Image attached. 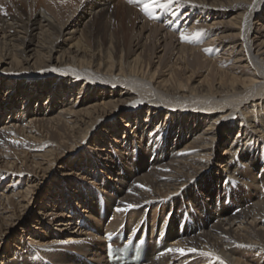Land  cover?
Listing matches in <instances>:
<instances>
[{
	"label": "bare ground",
	"instance_id": "obj_1",
	"mask_svg": "<svg viewBox=\"0 0 264 264\" xmlns=\"http://www.w3.org/2000/svg\"><path fill=\"white\" fill-rule=\"evenodd\" d=\"M157 3L0 0V264H108L103 234L127 227L141 264H264V0ZM69 155L84 207L62 178L26 216ZM75 220L95 233L63 236Z\"/></svg>",
	"mask_w": 264,
	"mask_h": 264
},
{
	"label": "rangeland",
	"instance_id": "obj_2",
	"mask_svg": "<svg viewBox=\"0 0 264 264\" xmlns=\"http://www.w3.org/2000/svg\"><path fill=\"white\" fill-rule=\"evenodd\" d=\"M126 1V4L128 5V7H130V8H132L133 10H135V11H137V10H139V12H140V14H141V12H143V8H144V5L145 4H150L149 3V1H146V0H132V2L130 3L129 2V0H125ZM142 2V3H141ZM135 8V9H134ZM149 11H153V10H149ZM160 14V13H159ZM158 14V15H159ZM158 20L159 21H162L161 19H160V17H158ZM172 26V23L171 24H169V25H167V27H171ZM180 26H178L177 27V29L175 28V31H179L180 30ZM3 119H6L5 117H2V120ZM141 119V118H140ZM141 121V120H140ZM124 122H122L121 121V125L122 126H124V124H123ZM125 127V126H124ZM74 160H75V162H77V159H75L74 158V155H69V156H65L64 158H62V159H59V160H56V165L54 166V170L52 169V171L50 172V173H48V174H46L45 175V178L43 177V181L42 182H40V184H38V185H36L35 186V190H34V194L32 195L33 196V201H34V203H33V205L31 204V208L29 209V212L27 213V215L26 216H31V218L33 217V216H35V214L37 215V213H38V209H40V203L42 202V200H44V198H45V195H46V193L48 192V191H50V189H52L53 188V190L54 189H56V187H57V185H55L53 182H57L58 180H63L62 178H64V180L63 181H60V182H63V184L64 183H66V182H76V183H78L80 186H78L77 187V189L78 190H75V192H77L78 193V195L75 197V192H73V191H68V194H70V195H72V197L70 198V200H72V202L73 203H75L74 204V207L77 209L78 208V210H81V208L80 207H84V204H81V203H79L78 204V201H77V199H81V197H82V195H83V193L85 192L86 193V191H83V189H82V186H84V187H86V188H88V189H90V187L92 186H95V185H93V183H90L91 181L90 180H86V179H81L82 181H80L79 179L81 178V175H82V173H83V171H74V173L73 172H71L70 170H68V169H63V168H72L71 166H73V168H77V167H79V166H76V163L74 162ZM74 162V163H73ZM72 164H75V165H72ZM59 166H61L62 168H60L59 169ZM39 170V169H38ZM55 171V172H54ZM82 172V173H81ZM100 172V171H99ZM99 172H96L98 175L100 174L101 175V172L99 173ZM34 174H39L40 175V172L38 173V172H33ZM40 177V176H39ZM95 178H98V177H95ZM102 178H103V176H102ZM2 178H0V181H2L1 183H0V185L1 184H3L4 186H6V185H8V184H10V183H12L10 180H12V179H10V178H4V179H2ZM55 179H57V180H55ZM103 179H105V178H103ZM16 180H21V181H19V182H17L16 183V185H17V189H20V191H22V192H24V189L26 188V184H27V181L25 180V177H23V178H16ZM53 181V182H52ZM33 184V183H32ZM101 183H100V181H98V182H96V187L97 188H94L96 191H94L95 193H98L97 192V189L98 188H101L99 185H100ZM3 188V187H2ZM102 189H104V188H102ZM52 190V191H53ZM59 190V189H58ZM61 190V189H60ZM63 190V189H62ZM56 191V190H55ZM65 191H67L66 189L64 190V192ZM99 191V190H98ZM58 192V191H57ZM56 192V193H57ZM61 197L63 196V195H60ZM55 199H58V196L57 197H55ZM54 199V200H55ZM53 200V202L52 203H54V204H56V200L54 201ZM75 200V201H74ZM82 200V199H81ZM37 202H39L38 204H37ZM52 207V206H51ZM54 209H55V211H57V214H63V212L64 213H66V214H68L69 216H67V218H70V215L73 213V211H69V213H68V209H67V207H63L62 205H60V207H58V209L56 210V207H53ZM74 212H75V210H74ZM80 212V214H81V211H79ZM76 213H78L77 211H76ZM79 214V213H78ZM129 214V213H128ZM87 215V214H86ZM105 216V215H104ZM85 217V216H84ZM86 218V217H85ZM104 217H100V219H103ZM87 219V218H86ZM111 219V217L109 218V219H106V221H105V225L104 226H102L101 228V230L102 231H105V229L107 228V226H108V222H109V220ZM76 223H79V221H77V220H75V223L74 224H72L71 226H70V228H69V230L67 229L66 230V232H63V236H66L67 234H69V233H67V231L68 232H71V231H73V230H76L78 227H80L81 226V228H83V227H85V228H91L90 229V231H91V233L92 234H94L95 233V230H96V228L95 227H93L94 225H91V227H90V225H89V223H86L85 225L83 224V223H81V221H80V223L79 224H76ZM91 223V222H90ZM75 225H77V227H75ZM58 228H57V226H55V223L51 226V229L50 230H54V231H58L57 230ZM127 229L129 230V227H127ZM127 229H125L126 231H128ZM16 231H17V233H18V235L21 237V239H24L25 237H27L26 236V234L28 233V232H21L22 230L19 228V229H16ZM26 231V230H25ZM77 231V230H76ZM76 231H74L72 234H74V235H78L79 234V232H77L76 233ZM59 232V231H58ZM15 233V232H14ZM157 233H159V232H157ZM103 235H105V233L103 234ZM18 236V237H19ZM35 236V235H34ZM12 236H10V237H8V240L6 239V241L4 242V247H3V249H2V251L7 247V245H8V243L10 244V248H12V249H16L14 246H13V243H14V241H13V239L14 238H11ZM27 240V239H26ZM30 241V240H29ZM29 243V242H28ZM9 248V249H10ZM1 254V253H0ZM194 264H199V263H194Z\"/></svg>",
	"mask_w": 264,
	"mask_h": 264
},
{
	"label": "snow or ice",
	"instance_id": "obj_3",
	"mask_svg": "<svg viewBox=\"0 0 264 264\" xmlns=\"http://www.w3.org/2000/svg\"><path fill=\"white\" fill-rule=\"evenodd\" d=\"M129 2L131 3L132 0H129ZM169 2H171V0H169ZM153 5H155V7L163 10L164 8H166V4L165 3H157V0H152V3L150 4H145L144 5V8L143 10L145 12H147L149 15H151V12L149 11ZM0 13H3V8L0 7ZM201 33L200 32H195L193 33V36H199ZM188 37H186L183 33L181 34V40H187ZM211 49H209L208 51H210ZM54 70V69H53ZM227 183V181H226ZM138 187H143L142 185H138ZM133 207H136L135 205H131V204H128L125 208L123 209H120V208H117L116 211H128L130 209H132ZM169 252H178L180 253L181 255H184V250L183 249H168ZM190 252H196L197 250L196 249H189ZM203 255H211L210 253H203Z\"/></svg>",
	"mask_w": 264,
	"mask_h": 264
}]
</instances>
